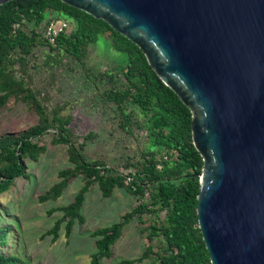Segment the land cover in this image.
I'll list each match as a JSON object with an SVG mask.
<instances>
[{
	"label": "trees",
	"instance_id": "16d2710c",
	"mask_svg": "<svg viewBox=\"0 0 264 264\" xmlns=\"http://www.w3.org/2000/svg\"><path fill=\"white\" fill-rule=\"evenodd\" d=\"M50 17L72 26L69 33L56 38L53 46L38 32ZM14 24H20L16 31L12 30ZM100 37L125 59L113 68L94 73L85 59L89 47ZM39 49H45L41 64H37L35 54ZM61 69L78 72L81 86L97 92L98 105L114 111L112 125L116 129L127 136H133L135 129L146 131L147 147L137 160L127 156L122 165L129 171L127 175L103 160H87L84 149L93 134L85 135L79 143L70 128L71 118L62 115L63 106L47 107ZM42 72L47 73L51 83L37 87L33 76ZM101 85L105 87L101 89ZM10 101L24 104L36 115L37 122L20 132L0 134V196L11 189L15 180L29 179L26 162L39 161L46 147L38 139L49 131L53 132V145L66 146L71 167L58 172V181L39 196V201L57 200L75 178L83 183L72 202L58 209L62 216L46 233L53 241L62 224L69 238L75 222L83 221L80 210L92 186H98L104 199L119 188L135 197L138 204L118 223L92 232L96 251L90 264H101L102 259L111 256V247L121 238L124 226L134 219L146 246L138 258L118 264L144 260H150V264H211L197 223L198 175L203 162L191 140V113L161 82L135 44L105 21L60 0H10L0 5V110ZM7 236L16 234L10 226L0 225V264L22 263L8 253Z\"/></svg>",
	"mask_w": 264,
	"mask_h": 264
},
{
	"label": "water",
	"instance_id": "95a60500",
	"mask_svg": "<svg viewBox=\"0 0 264 264\" xmlns=\"http://www.w3.org/2000/svg\"><path fill=\"white\" fill-rule=\"evenodd\" d=\"M60 1L135 44L188 107L210 263L264 264V0Z\"/></svg>",
	"mask_w": 264,
	"mask_h": 264
},
{
	"label": "rangeland",
	"instance_id": "374dc122",
	"mask_svg": "<svg viewBox=\"0 0 264 264\" xmlns=\"http://www.w3.org/2000/svg\"><path fill=\"white\" fill-rule=\"evenodd\" d=\"M69 27L71 31V24ZM43 51L45 49L35 51L37 64L43 61ZM124 59V55L115 52L110 43L100 37L96 44L89 47L85 64L94 73H98L113 68ZM61 70L58 71H61V76L56 78L50 93L51 104H47V107L63 106L62 115L71 118L70 128L79 143L83 142L85 135L93 134L84 149L87 160H103L109 167L127 175L129 171L122 165L127 156L137 160L141 151L147 147L146 131L135 129L133 136H127L116 129L112 125L114 111L104 104L98 105L97 92L81 86L78 72L66 73ZM17 75L20 76L19 71ZM33 80L37 87L51 83L46 72L35 74ZM100 87L103 89L105 85ZM137 120L143 119L138 117ZM36 122V115L20 102L10 101L0 110V134L20 132ZM51 133L49 131L38 139L46 147L39 161L26 162L29 179L15 180L11 189L0 196V225L10 226L16 234L7 236L10 245L8 253L22 260L20 264H90V257L96 251L92 232L118 223L138 201L119 188L114 190L110 198L104 199L98 186L94 185L86 194L80 210L83 221L75 222L69 238L65 237L62 224L58 238L53 241L52 236L46 233L62 216L58 209L72 202L83 183L80 178H75L57 200L39 201V196L58 181V172L71 167L67 160L66 146L53 145ZM137 225L134 219L124 226L121 238L111 247V256L102 259L101 264H118L122 260L136 259L142 254L146 241ZM150 263V260H144L136 264Z\"/></svg>",
	"mask_w": 264,
	"mask_h": 264
},
{
	"label": "built area",
	"instance_id": "2783aa9c",
	"mask_svg": "<svg viewBox=\"0 0 264 264\" xmlns=\"http://www.w3.org/2000/svg\"><path fill=\"white\" fill-rule=\"evenodd\" d=\"M19 28L20 24H14L12 26L13 31H16ZM38 32L43 36L49 45L53 46L56 38L60 34H67L70 32V27L64 20L50 17L39 26ZM157 168L160 169L161 167L158 166Z\"/></svg>",
	"mask_w": 264,
	"mask_h": 264
}]
</instances>
